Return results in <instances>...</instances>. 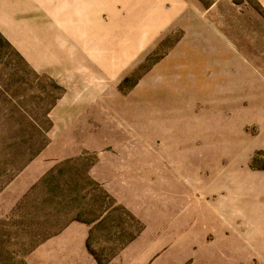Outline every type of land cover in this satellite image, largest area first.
Returning a JSON list of instances; mask_svg holds the SVG:
<instances>
[{"label":"rangeland","instance_id":"374dc122","mask_svg":"<svg viewBox=\"0 0 264 264\" xmlns=\"http://www.w3.org/2000/svg\"><path fill=\"white\" fill-rule=\"evenodd\" d=\"M50 1L12 0V36L18 29L30 30L27 23L36 22L40 31L41 24L66 20L55 11V4L53 13H47L45 6ZM228 1L236 8L229 7ZM193 2L212 8L202 14L207 25L204 35L209 33L218 39L231 60L216 57L215 42L205 40L208 35L202 38L201 31L178 22L122 78L118 90L122 96H129L130 103L144 95L145 106L155 109L154 122L166 136L167 131L176 128L181 136L177 157L161 154L163 160H171L170 165L179 168L192 165L194 169L186 178L177 177L183 178L191 191L193 205L191 214L189 211L191 220L180 225L177 222L174 229V244L169 251H182L174 263L264 264V110L260 107L262 102L258 103L260 109H250L248 98L240 95V99L238 92L242 72L248 79L264 81V58L256 53L259 46H264V8L258 0ZM218 11H226L225 20L218 19ZM147 29L150 34L143 38L141 46L148 44L157 30L156 25ZM95 32L108 30L97 28ZM134 45L136 55L127 52L118 56L117 68L127 57L141 56L137 43ZM63 51L69 53L71 47ZM182 53L188 56H181ZM65 92L64 86L26 61L13 39L11 44L0 33V191L50 144V113ZM260 96L264 98L263 94ZM148 111L145 133L153 140L158 133L149 120L152 111ZM169 147L158 138L145 145L146 150L167 152ZM95 157L87 152L60 163L46 175L45 184L40 182L37 188L42 191L34 196V207L49 212L44 223H91L114 206L111 195L88 174ZM161 176L164 183L163 178L168 175L162 170ZM41 199L49 207L37 204ZM125 211L121 207L112 209L108 221L92 236V249L101 260L107 261L116 254L118 238L130 243L141 228V223ZM207 211L209 219H200ZM44 227L32 226L27 216L16 214L2 221L0 264H27L24 257L40 237L35 232Z\"/></svg>","mask_w":264,"mask_h":264},{"label":"crops","instance_id":"0c3cea01","mask_svg":"<svg viewBox=\"0 0 264 264\" xmlns=\"http://www.w3.org/2000/svg\"><path fill=\"white\" fill-rule=\"evenodd\" d=\"M258 2L264 8V0ZM46 4L47 13H53L55 4V11L66 20L53 25L41 24L40 31L36 22L27 23L30 30L18 29L12 36V0H0V33L11 44L12 39L16 42L36 71L66 88L50 113L53 124L50 144L0 191V223L16 214L27 216L32 226L46 225L35 232L40 237L24 257L27 264H99L89 250V241L99 226L108 221L109 212L122 207L141 223V228L130 243L117 239L118 249L110 264H176L175 257L182 251L174 254L169 251L174 244V229L177 222L180 225L191 220L193 205L191 191L183 178L177 177L186 178L194 169L192 165L179 168L170 165L171 160H163L161 154L177 157L181 136L177 135L176 128L167 131L166 136L154 122L155 109L145 106L144 95L136 103H130L129 96H122L118 86L145 53L174 30L178 22L201 31L202 38L208 35L211 39L205 40L215 42L216 57L230 61L232 57L226 56L219 40L209 33L204 35L207 25L202 14H208L212 8L194 5L193 0H51ZM229 7L236 8L230 2ZM225 12L218 11L219 20L224 19ZM149 25H156L157 30L148 44L141 46L143 38L150 34ZM97 28L108 32L96 33ZM136 43L141 56L127 57L121 68H117L118 56L127 52L136 55ZM70 47L71 52L63 51ZM256 51L264 58V46ZM238 92L240 99L241 96L248 98L250 109L264 110V98L260 96L264 97L263 80L248 79L242 72ZM148 110L152 111L149 120L158 133L153 140L145 133ZM156 138L171 146L168 152L145 149L146 141L155 142ZM87 152L96 156L88 169L89 176L111 195L115 205L91 223L81 220L44 223L43 218L49 212L42 213L34 207V196L42 191L37 186L58 164L78 159ZM162 170L168 175L164 176V183ZM37 204L49 207L42 199ZM206 215L208 211L199 218L207 221Z\"/></svg>","mask_w":264,"mask_h":264},{"label":"trees","instance_id":"16d2710c","mask_svg":"<svg viewBox=\"0 0 264 264\" xmlns=\"http://www.w3.org/2000/svg\"><path fill=\"white\" fill-rule=\"evenodd\" d=\"M49 175V174H48ZM47 175V176H48ZM47 176H45L44 178H43V180L41 181L42 182V184H45V182H46V178H47ZM106 192V191H105ZM107 193V192H106ZM108 194V193H107ZM115 202V201H114ZM116 203V202H115ZM115 205V204H114ZM121 209H123L124 211H125V209L124 208H122L121 207ZM135 222H138L137 220H136V218L132 215V214H130L128 211H125ZM133 216V217H132ZM136 237L135 236H132V238H130V241L129 242H131V241H133L134 239H135ZM88 247H89V250H90V252L96 257V259H97V261H98V263L99 264H110V262L112 261V259L114 258V256L116 255V254H114V256L112 257V258H110L109 260H107V261H104V260H101L100 258H99V256H96L95 255V253H94V251H93V249H92V246H91V239H90V241H89V244H88Z\"/></svg>","mask_w":264,"mask_h":264}]
</instances>
